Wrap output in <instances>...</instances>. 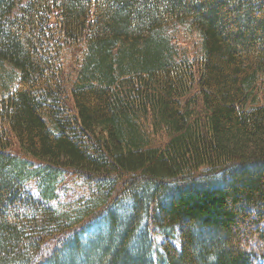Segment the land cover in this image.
Here are the masks:
<instances>
[{"label": "trees", "instance_id": "obj_1", "mask_svg": "<svg viewBox=\"0 0 264 264\" xmlns=\"http://www.w3.org/2000/svg\"><path fill=\"white\" fill-rule=\"evenodd\" d=\"M0 85V264H264V0H0Z\"/></svg>", "mask_w": 264, "mask_h": 264}, {"label": "rangeland", "instance_id": "obj_2", "mask_svg": "<svg viewBox=\"0 0 264 264\" xmlns=\"http://www.w3.org/2000/svg\"><path fill=\"white\" fill-rule=\"evenodd\" d=\"M186 34L187 33L184 31V28L178 27L177 32L175 34V37L177 38L176 41L179 44H183V47H185L186 50L189 51L188 53L194 54L199 46V37L196 33L190 35Z\"/></svg>", "mask_w": 264, "mask_h": 264}]
</instances>
